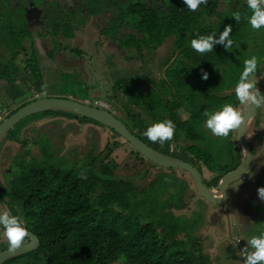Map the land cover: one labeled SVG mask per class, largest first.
I'll use <instances>...</instances> for the list:
<instances>
[{
  "label": "trees",
  "instance_id": "obj_1",
  "mask_svg": "<svg viewBox=\"0 0 264 264\" xmlns=\"http://www.w3.org/2000/svg\"><path fill=\"white\" fill-rule=\"evenodd\" d=\"M217 4V0H208L207 4L190 12L182 0H81L77 12L62 10L57 14L47 8L44 27L53 37L73 38V25L66 17H74L82 11L97 21L102 37L116 40L122 48L134 49L140 55L143 50L157 49L167 39L173 40L178 56L173 65L170 61L175 56L167 63L170 67L161 85V89L168 92V99L149 90L136 95L132 85L137 82L127 80L116 82L112 92L135 108H142L151 118L158 109L159 120L171 119L176 125L175 140L181 136L195 142L196 145L189 147L191 150H204L197 130L203 133L206 142L217 138L205 135L202 112L235 99L232 93L222 96L221 92L231 84L217 72L219 66H227L222 64V58L233 54L230 48L225 51L220 45H214L211 52L196 53L187 47V42L195 33L219 31L225 24L232 25V28L238 26L237 31L242 27L241 19L234 22L230 13L221 14L217 25H202L204 16L210 18L217 14ZM238 4L235 10H239L242 17L246 8L243 9L242 3ZM4 21V15L0 14V31L8 23ZM9 30L11 60L7 67L0 65V79L6 77L12 82V76L18 71L13 62L19 53L23 30H15L13 24ZM24 34L28 36L29 31ZM201 68L208 72L206 80L199 78ZM23 69L27 72V81L31 79L29 71L32 70V79L39 78L34 59H27ZM18 108L10 110L6 117ZM182 108L189 115L185 122H181L176 114ZM52 114L43 113L45 116ZM210 143L212 146L218 144ZM34 145L38 156L12 161L3 172L0 186L7 205L37 237L39 247L3 264H215L208 252L211 242L196 232V221H188V218H199H194L192 213L188 217L176 214L185 212V205L172 206L159 195L156 198L150 196L154 189L151 185L143 188L132 179L115 176L119 143L107 145L104 158L101 152L75 162L71 158L57 157L50 139L43 135L36 136ZM233 145L232 142L225 145L228 149L225 156L228 154L229 162L216 170L212 168L211 153L196 150L192 153L197 162L202 161V167L208 174L216 173L219 178L234 165ZM133 152L140 161L153 165ZM148 180L147 174L141 182ZM194 190L193 194L198 195L195 186ZM4 250H7V243H0V252ZM224 254L226 259L228 252Z\"/></svg>",
  "mask_w": 264,
  "mask_h": 264
},
{
  "label": "rangeland",
  "instance_id": "obj_2",
  "mask_svg": "<svg viewBox=\"0 0 264 264\" xmlns=\"http://www.w3.org/2000/svg\"><path fill=\"white\" fill-rule=\"evenodd\" d=\"M20 0H14L13 4H17ZM32 11H35L33 9ZM37 13V12H36ZM35 12L32 13V16L28 18V24L36 25L38 22V18L34 15ZM15 16V15H13ZM70 23L73 25V38L66 39L64 36L59 35L54 37L55 40H38L36 36H33L32 43L29 41L25 42V48H26V57L28 56V59L30 57V43L33 44L34 50L38 51L39 47L45 48L47 50H50V46L52 47L53 51H48L44 55L46 56L43 58L45 62V66L42 63L41 66H39V70L37 67L36 74L39 76L37 80L34 81L33 76V70L29 71V77H31L30 81L28 80L27 83H17V85L13 86L10 85L14 90L11 91L10 94H6V92H2L0 90V113L4 114L2 117V120L6 117L7 113H9L10 110H13L15 108H18L23 105L25 102L32 101L28 98H31L33 96V93H37L39 89L41 90V94L38 98H45L46 91L49 90L53 91L51 92V95L53 97L49 98H66L69 99V97L77 102H83L82 100H79L81 97H89V99H104V95L101 88H110L113 83L112 79L114 77H129L130 79H138L142 83V89L143 90H156V86L153 84L154 74H161L159 69V65H163L165 62L164 60H167V63L169 62L170 58L172 56H175L173 58L174 62L177 58L175 46L173 40H166L163 45L159 46L157 49L153 50H146L143 51L146 53L144 56L141 54L142 57L149 58L150 63H141V57L139 53L134 49H128L125 50L128 52L126 54L125 52H121L120 54L122 56L128 57V61H124L120 58L121 61H123L124 64L121 65V68L119 69V72L115 75H112L114 77H111L106 74L107 70L110 69L109 64L112 63V58L109 56H112L116 58L115 55H113L112 52H110L107 55H104L103 48H105L107 45V40L109 39L103 38L98 35V32L100 30V25L96 23V21L92 17H88L86 15H80L77 14L74 17H70ZM15 19V17H14ZM251 31L246 34V45L248 44V36L252 34ZM260 34V33H259ZM256 37L257 41L252 43L257 44L256 46L251 45L248 47V52H241L237 53L231 58L233 59V62H230L228 66H219L218 67V74L223 79H225L228 84H232L238 76L240 72V65L242 63V60L246 58L249 55L255 54L259 58V55L262 54V49L264 48V41H261V35ZM35 37V38H34ZM252 38V37H251ZM262 39V38H261ZM101 40L104 41V45L101 44L98 45L97 42H100ZM56 47H53L51 43ZM92 42V43H91ZM96 42V43H93ZM111 42V41H110ZM55 43V44H54ZM91 43V44H90ZM90 44V45H88ZM258 44L260 46H258ZM112 45L116 47V51L114 54H118L120 51L117 47L118 45L114 42H112ZM98 46V47H97ZM105 46V47H104ZM95 47L96 50L94 49ZM79 49L82 50L78 53H75V50ZM257 49V50H256ZM256 52H255V51ZM32 51V49H31ZM50 55V53H52ZM71 52L73 55H70ZM134 52L135 56L131 57V54ZM35 54V53H34ZM81 55V56H80ZM121 55H119L121 57ZM70 57V58H69ZM81 57V59H79ZM80 60L81 64L84 65L83 71L81 72L80 69L78 70V73L71 72L70 67H67L68 65H71L70 62L73 59ZM25 60V57L23 53H21L15 60V65L17 68L23 69V62ZM223 60V58H222ZM58 61V64L55 62ZM170 61V62H171ZM54 62V65L53 63ZM60 63V64H59ZM150 64V65H149ZM108 65V66H107ZM227 68L228 71L224 72L221 69ZM167 68V66H165ZM260 69H264L261 65L259 67ZM76 70V71H77ZM157 71V72H156ZM23 72L24 69H23ZM80 72V73H79ZM156 72V73H155ZM27 74V72H25ZM105 74V75H104ZM107 78H106V77ZM74 80V81H73ZM37 82V83H34ZM117 82V81H116ZM19 84V85H18ZM78 84V85H76ZM94 88H98L97 91L98 94L95 96H92L91 93L95 90ZM138 84L132 85V90L135 93H143V90L139 92L138 90ZM219 88V87H217ZM228 88V87H227ZM229 89V88H228ZM226 89L223 90L221 93H223L222 96H229L230 91ZM68 93V94H64ZM96 91V90H95ZM197 90H195L196 92ZM44 92V94H42ZM213 92V90H212ZM200 93V92H199ZM217 93V92H216ZM215 92L213 94H216ZM69 94L74 95L70 96ZM66 95V96H65ZM83 95V96H81ZM119 96V95H118ZM217 96V95H214ZM213 96V97H214ZM37 99V98H35ZM108 100V99H107ZM92 102V101H91ZM90 102V103H91ZM93 105L99 104V100H94ZM106 102V101H105ZM231 101H229L230 103ZM102 103V102H101ZM92 104V103H91ZM106 109L110 113H112L115 117H118L128 129L131 131H134L135 136H137L140 140H142L147 145L151 146L150 141H148L145 137L141 135V132L143 131V128L146 126L148 122L156 121L158 120L157 110L155 109L154 118H151L148 116L142 108H135L133 105L128 104L125 102V100H121L120 98H116L115 102H106ZM7 109V110H6ZM159 113V112H158ZM163 115V114H162ZM183 118H188L189 115L183 114ZM134 117V120H131V118ZM134 124V126H133ZM135 128V129H134ZM206 132V131H205ZM197 134L200 133V139L202 140L200 146L202 149L193 148L192 150L189 148L190 146H194L195 142L184 144L180 139L179 141L182 143L173 142L174 140L172 138L171 141H165L163 145H160V147L157 148V150L169 157L184 161L189 163L190 165L196 167L199 170L200 176L202 178V181L205 185V187H212V183L210 184L206 180V173L202 172L200 170V166H202V161L197 162V159H195L194 154L192 153L193 150H196L197 152L201 153V151L205 152L208 151L211 153V159H212V168L216 170L221 165L228 164L229 158L228 154L225 156V153L227 152V148L225 145H227L228 139L223 138H217V140L209 139L210 141L206 142V138L202 137L203 133L200 131H196ZM37 135H43L50 139L52 144V150L57 155V157H64V158H71L73 156V160L78 161L80 159V156L82 153L79 150H75L78 146H80L84 140L87 139L90 141L91 147L90 150V156L91 155H97L101 153V157L104 158L106 155L105 147L107 145L112 146L113 143L117 142L120 145L118 146L119 149L117 151V154L119 158L116 160L117 169L115 170L114 174L117 177H122L123 179H132L134 176H137L138 174H149L146 167H142L138 162H136L132 156H130V146L123 142L122 140L117 137L116 134L109 131L108 129L104 128L101 125H97L96 122L92 120H88L82 117H79L77 115H74L72 113H62V112H53L50 116H45L43 114L34 115L31 117H28L24 120H22L20 123H18L6 136L5 140L0 145V182H2L3 178V172L6 170L11 164L12 161H18L20 158H24L26 160H29L35 156H38V152L35 148V138ZM230 137H232L230 133ZM121 141V142H120ZM218 142L216 146H212L210 142ZM196 145V144H195ZM87 150V147L84 151ZM199 150V151H198ZM216 151V152H215ZM113 156V155H112ZM217 156V157H215ZM84 158V157H83ZM116 159V158H115ZM138 163V164H137ZM156 169V168H155ZM162 169V168H160ZM163 170V169H162ZM155 171H160L159 176L156 178V182L158 183V187L153 189V192H151L154 198H156L158 195L160 198L164 199L165 201H168L172 206H175L176 204H182L186 205V209L192 208L190 200L186 201L187 198V192L192 194L191 192H195L194 185L192 184V180L190 179V176L182 173L178 170H168L165 169L164 171L156 169ZM139 177V176H137ZM152 177V175H149V179ZM210 178V177H209ZM143 188H146L148 184H143ZM217 186V185H216ZM215 186V187H216ZM214 187V185H213ZM239 200V199H238ZM0 202L3 206V208L12 215H16L11 207L7 205V202L2 197L1 194V186H0ZM186 202V203H185ZM240 205H242L241 202H239ZM190 205V206H189ZM194 209H192V214L194 215V218H200L202 215L199 212H193ZM178 215L182 214L184 217H188L190 213L188 210L181 211L176 213ZM233 216L235 224H238V220L235 215ZM201 219V218H200ZM188 221H196L194 227H197L199 233L202 236H209V231L207 225L203 227V221L199 222V219H190L188 218ZM233 225V224H232ZM232 234L233 236L241 235L239 231H237V228L232 226ZM182 236L180 235V238ZM0 243H7L5 238L3 237L2 233H0ZM244 245V241L242 243ZM208 252L211 259H213V262L215 264H237V260L242 259L238 256V250L235 251L236 255H230L229 253L226 255V259H224V253L221 256L218 252V246L217 245H208ZM116 264H120L119 262Z\"/></svg>",
  "mask_w": 264,
  "mask_h": 264
},
{
  "label": "flooded vegetation",
  "instance_id": "obj_3",
  "mask_svg": "<svg viewBox=\"0 0 264 264\" xmlns=\"http://www.w3.org/2000/svg\"><path fill=\"white\" fill-rule=\"evenodd\" d=\"M229 1L230 0H217L218 3L216 5L217 14H215L213 17L210 18L204 16L202 18L201 24L205 26L217 25L218 22L220 21L221 14L224 13L229 14L231 13V11H234L236 9V7L239 5L238 3L243 4V0H231V2ZM79 2H81V0H20L15 5L13 4L14 0H0V14L4 15V20H5L4 22H8L7 23L8 25L6 24V26L3 27V30L0 31V65L2 64V67L3 66L7 67L9 61L11 60V36L9 29L12 24L14 25L15 30H20V31L23 30V36L20 38L19 53L14 58L13 64H15L16 58L21 53H23L25 57L24 60L25 62L28 58L25 55L26 53L24 46L28 38L31 39L33 38V36H36V38L38 37L41 38L40 36L53 38L48 28L44 27L45 18H46V15L44 14L45 11H47V8L53 9L54 12L57 14L62 13V10L66 11V13L69 11L70 13H72V11L77 12L79 10V8H77ZM245 8L246 7L243 5V9ZM33 9H35V11H32ZM247 11L248 10L245 9L242 14L241 17L242 27L241 29H239L240 31H237L238 26L237 27L235 26L232 28V32L230 33V36L233 40V46L229 50L230 53H232L233 55L241 52H246V51L248 52L249 51L248 47L251 45L256 46L257 44L252 43V41L253 42L257 41L256 37L258 36L259 33H260L259 35L262 34L261 35L262 39L260 38V40L264 41V30H261L257 33V31L250 29V27L246 23L245 13ZM34 12L35 13L37 12L34 16L38 18V22L36 25L30 26V24H28V18L31 17L32 13ZM77 14L86 15L82 11ZM66 19L69 21L71 20L70 17H66ZM27 30L29 31L28 36L24 34ZM251 31L254 32H252V34L248 36V44L246 45L245 36L247 33ZM258 46L260 45L258 44ZM217 49L218 48H215V50ZM259 58H264V48L262 49V54L259 55ZM230 62H233V59L230 56L229 58H223L222 60L223 65L228 66ZM262 66L264 68V65ZM260 71H264V69H260ZM3 81H8V79L6 77L0 79V83ZM257 88L259 89L260 92L264 93V79L258 80ZM241 111L245 112L247 111V109L244 106H241ZM1 121L2 119H0V122ZM128 130L131 132L130 129ZM231 135L232 137H230L227 142L234 143L232 148V159L234 161V165L231 167L230 170L225 172L222 176L233 171L240 164V160L242 158V150L237 142L236 134L233 132L231 133ZM244 137L248 151L250 153L249 165L247 167L246 172L243 174V177L239 181H236L235 183L228 185L226 187V199L223 207L219 208L205 204L197 194H193L194 192H191L192 194L187 192V198H186V201L190 200L191 203L193 204L191 205L192 208L186 209L187 206L186 205L185 207L183 206V210H188L190 214L192 213V209H194L193 212L201 213L202 216L200 217L201 219L199 218V222L203 221L202 224L203 227L207 225L208 227L207 229L210 234L209 236H205V235L202 236L199 233L197 227H196V232H198L205 241L211 242L212 246L217 245L219 250L218 252L221 256L223 255V253L226 252H228L230 255H235V251L236 250L239 251V249L245 245V241L241 239L239 241L240 244L236 243L235 246L232 238L236 236H233L232 234V226L237 228V231L239 230L243 231L245 229L243 227L240 229L241 227L240 224L246 225V228L248 230L254 232L256 229L260 227V225L264 224V202L260 201L256 194V188L258 186H264V108H258L255 110L254 115L246 125ZM83 140L84 142L80 146H78L75 150H79L82 153L80 159H87L90 157L91 147L88 148V146L90 145L89 143L90 141L84 138ZM86 147L87 150L84 151ZM130 156H132V158L136 162H138L142 167H146L147 171L149 172L148 176L152 175V177L148 180V182H141V180L144 179V175H147V173L138 174L137 176L139 177L134 176V178H132L133 182H135L137 186H139L140 184L141 185L148 184L151 185L153 188H155V186H158V183L156 182V178L159 176L160 171H155L157 168L155 169L153 165L147 164L144 161L143 162L140 161L134 154L133 150H130ZM72 159H74L73 156ZM194 168L199 173V170L196 167ZM200 170L202 172H206L202 166H200ZM208 175L209 176L205 178L210 184L212 183V187L210 188L207 187V189L215 190L216 189L215 186L217 185V182L222 176L218 178V174L216 173H212ZM215 178L218 179L215 181ZM239 202H241L242 205H240ZM233 214L235 215L234 217L237 218L240 224L239 223L235 224L236 222H234L233 216H231ZM248 234L250 233L247 231L244 233L245 236ZM243 241H244V245H242Z\"/></svg>",
  "mask_w": 264,
  "mask_h": 264
},
{
  "label": "clouds",
  "instance_id": "obj_4",
  "mask_svg": "<svg viewBox=\"0 0 264 264\" xmlns=\"http://www.w3.org/2000/svg\"><path fill=\"white\" fill-rule=\"evenodd\" d=\"M207 2L208 0H182V4L190 12H195ZM243 5L248 10L245 13V20L250 29L257 33L264 30V0H243ZM230 15L234 22H239L241 19L239 10L231 11ZM231 32L232 25L225 24L219 31L214 30L208 34L195 33L193 38L188 40L187 47L200 54L213 51L214 45H220L227 51L233 46ZM261 65H264V58H258L255 54L242 60L239 76L228 89L235 98L234 102H225L202 112L204 118L202 127L206 130L205 135L228 139L230 133L234 132L237 138V130L241 126L245 127L256 109L264 108V93L257 88L258 80L264 79V71L259 70ZM221 70L228 71L223 67ZM256 73H260V76H255ZM250 75L253 76L251 80L248 79ZM199 78L206 80L208 72L201 68ZM241 106L247 111L242 112ZM175 128L176 125L171 119L151 121L143 128L141 135L152 143L163 145L165 141L172 140ZM256 194L258 199L264 202V186H258ZM240 226V229L243 227L245 230H239L241 235L232 238L235 246L241 239L245 241V245L237 252L242 258L237 260V264H264V224L254 232L248 230L246 225L240 224ZM246 231L250 234L245 236ZM0 233L7 242L9 252L22 247L25 238L30 236L24 220L19 215H12L2 210H0Z\"/></svg>",
  "mask_w": 264,
  "mask_h": 264
},
{
  "label": "water",
  "instance_id": "obj_5",
  "mask_svg": "<svg viewBox=\"0 0 264 264\" xmlns=\"http://www.w3.org/2000/svg\"><path fill=\"white\" fill-rule=\"evenodd\" d=\"M255 76H260V73L255 74ZM252 78L253 76H250L248 79L251 80ZM45 112L72 113L79 117L92 120L97 124L113 131L119 138L128 143L132 149L146 161L162 169L180 170L188 174L194 183L200 199L205 204L214 207H223L226 199V187L235 183L236 181H239L243 177V174L246 172L250 161V153L248 151L244 137L245 128L248 124L247 123L244 128L241 126V128L237 130L236 139L242 150L240 164L233 171L225 174L219 179L215 190L207 189L203 184L202 178L198 171L192 165L187 162L166 156L160 153L157 149L147 145L134 134H132L126 125L109 111L66 98H37L19 107L14 113L0 122V145L8 133L22 120L34 115L43 114ZM0 210L6 211L3 208L1 202ZM29 233L30 236L25 238L27 242L16 251L9 252L7 249L0 252V264L37 250L39 247V241L35 235H33L31 232Z\"/></svg>",
  "mask_w": 264,
  "mask_h": 264
},
{
  "label": "crops",
  "instance_id": "obj_6",
  "mask_svg": "<svg viewBox=\"0 0 264 264\" xmlns=\"http://www.w3.org/2000/svg\"><path fill=\"white\" fill-rule=\"evenodd\" d=\"M98 35L99 36H101L102 37V35L100 34V31L98 32ZM41 38H39L38 37V40H45V39H48V40H55L54 39V37L53 38H49V37H44V36H40ZM103 38H106V39H109V38H107V37H105V36H103ZM32 39V38H31ZM30 38H28L27 39V41H29V42H31L32 40H31ZM111 41V42H110ZM112 42H114V43H116L117 45H118V49L119 50H122V51H120L118 54H114L115 53V51H116V47H114L113 45H112ZM32 43V42H31ZM29 44L30 46V57H31V59H34V63H35V65L38 67V70H39V66H41L42 65V63L44 64V66H45V62H44V60H43V58H45L46 59V56L44 55L46 52H48V51H53L52 50V47L50 46V50H47V49H45V48H42V47H39L38 48V51H36V49H35V51H33L34 50V46H33V44ZM51 43V45L53 46V47H55L53 44H52V42H50ZM92 43V42H91ZM90 43V44H91ZM93 43H96V42H93ZM98 43V45H100L101 46V44L102 45H104V41L103 40H101L100 42H97ZM55 44V43H54ZM90 44H88V45H90ZM163 45V44H162ZM106 46V47H105ZM104 47L105 48H103L102 46V48H103V50L105 51V52H103L104 53V55H107V54H109L110 52H112L113 53V55H117L116 56V58H114V57H112V56H109V57H111L112 58V63L111 64H109V67H110V69L109 70H107V73L106 74H108L109 76H110V78L111 77H114V76H112V75H115L116 73H118L119 72V69L121 68V65L122 64H124L123 63V61H121L120 60V58L122 59V60H124V61H128V57H126V56H122L120 53L121 52H125L126 54H128V52H126L125 50H128L129 48H122V45L121 44H119V42L118 41H116V40H110L109 39V41L107 40V45H105ZM161 46V45H160ZM25 47V46H24ZM98 47V46H97ZM97 47H95L94 49L96 50V48ZM31 49H32V51H31ZM55 49H56V47H55ZM78 51L80 52L81 51V54H82V50H79V49H76L75 50V53L77 52L78 53ZM143 51H145V50H143ZM146 52V51H145ZM25 53H26V48H25ZM35 53V54H34ZM133 54H131V57H134L135 56V54H134V52H132ZM53 54V52L52 53H50V55H52ZM142 54L145 56L146 55V53H144V52H142ZM70 55H73V53L71 52V54ZM119 55H121V57L119 56ZM140 55V54H139ZM81 56V55H80ZM140 57H141V60H142V62L141 63H144V64H146V63H150L149 62V58H147V57H142L141 55H140ZM27 58H28V56H27ZM70 58V57H69ZM79 59H81V57L79 58ZM46 60H48V58L46 59ZM173 61V60H172ZM171 61V62H172ZM164 64L162 65H159V69H161L160 70V73L161 74H154V79H153V84L152 85H154V86H156V90H149V91H151L152 93H155L156 95H161V97H163V98H169V95H168V92H166L165 90L163 91L162 89H161V85H162V83H163V80H164V76H165V72H166V70H167V68H169L170 67V64L171 65H173L174 63H175V61L174 62H172V63H170V64H167V60L165 59L164 60ZM25 63H26V61L24 62V64H23V68H24V66H25ZM53 63V65H54V62H52ZM56 64H58V61H56L55 62ZM60 64V63H59ZM70 64L71 65H68L67 67H70V69H71V72H74V73H78V70L77 69H80L81 70V72L83 71L82 69H83V67H84V65L83 64H81V61L80 60H76L75 58L73 59V60H71V62H70ZM39 65V66H38ZM150 65V64H149ZM14 66L15 67H17L15 64H14ZM108 66V65H107ZM165 66H167V68H165ZM17 70L18 71H16V73H15V75H13L12 76V78H13V81L12 82H10L9 80V82L8 81H3V82H1L0 83V90L2 91V92H6V94H10L11 95V91H13L14 89L12 88V87H10V85H13V86H15V85H17V83H24V82H26L27 83V74L25 73V72H23V69L21 68H17ZM77 70V71H76ZM25 71V70H24ZM157 72V71H156ZM155 72V73H156ZM80 73V72H79ZM105 75V74H104ZM106 77V76H105ZM107 78V77H106ZM113 81H112V83H113V85L116 83V81L117 82H119V81H131V82H137V84H138V90H139V92L141 91V90H143L141 87L143 86L142 85V83H141V81H139L138 79H130L129 77H124V76H120V77H114V78H111ZM166 79V78H165ZM74 81V80H73ZM34 83H37V82H34ZM19 85V84H18ZM76 85H78V84H76ZM113 85L110 87V88H101V90H102V92H103V94H105L104 95V98L106 99V100H104V99H89V97H81V98H79V100H82L83 101V103L84 102H91L90 104L92 105V106H95V105H93V103H95V102H93L94 100H99L100 102H102L104 105L106 104V102H115V100H116V98H118V96H114V94H113V92H112V87H113ZM133 85H135V87H136V84L134 83ZM79 86V85H78ZM50 88H48V91H46V95H45V98H49V97H53V95L54 94H52L51 95V92H53V91H51V90H49ZM95 90L91 93V95L92 96H95L96 94H98V92L97 91H100V90H98V88H94ZM164 89V88H163ZM4 90V91H3ZM41 90H44V89H41ZM41 90L39 89V91L36 93H33V96L31 97V98H28L27 97V100L29 101V99L30 100H34L35 98H38L39 96H40V92H41ZM147 90H143V93H145ZM64 92V94H68V93H65V91H63ZM134 94H143V93H135V92H133ZM42 94H44V92H42ZM223 94V93H222ZM70 96H73L74 97V95H72V94H69ZM66 96V95H65ZM81 96H83V95H81ZM97 96V95H96ZM123 97V96H122ZM128 98V97H127ZM69 99H71L70 97H69ZM108 99V100H107ZM121 100H123V98L121 99ZM124 100H125V98H124ZM106 101V102H105ZM126 102V101H125ZM127 103V102H126ZM104 109H106V108H104ZM7 110V109H6ZM176 114H177V116H178V118H179V120L181 121V122H185V121H187L188 120V118H183L184 117V115L183 114H187L188 115V113L186 112V110H184V108H182V109H179L177 112H176ZM157 115H158V120H159V116H160V114L159 113H157ZM4 116V114H2V113H0V119H2V117ZM154 116H156V114L154 113ZM167 119V118H166ZM97 125H99V124H97ZM134 126V125H133ZM174 140H172L174 143L175 142H179V143H184V144H187V143H191V142H189V141H187V139H185V138H183V137H181L180 136V138H178L177 140H175V138H173ZM179 139L182 141V142H180L179 141ZM187 142V143H186ZM151 147H153V148H155V149H157L158 147H160V144L159 143H151ZM206 174V177H208L209 175L207 174V172H205Z\"/></svg>",
  "mask_w": 264,
  "mask_h": 264
},
{
  "label": "built area",
  "instance_id": "obj_7",
  "mask_svg": "<svg viewBox=\"0 0 264 264\" xmlns=\"http://www.w3.org/2000/svg\"><path fill=\"white\" fill-rule=\"evenodd\" d=\"M84 103H86V104H88V105H91L88 101L87 102H84ZM96 107H101V108H106V105H104L103 103H99V104H96L95 105ZM237 244H240V242H238Z\"/></svg>",
  "mask_w": 264,
  "mask_h": 264
}]
</instances>
